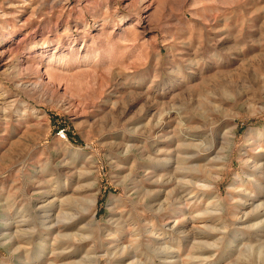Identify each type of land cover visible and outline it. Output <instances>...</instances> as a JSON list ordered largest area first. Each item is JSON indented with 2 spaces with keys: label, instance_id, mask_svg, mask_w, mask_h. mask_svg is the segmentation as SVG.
<instances>
[{
  "label": "rangeland",
  "instance_id": "1",
  "mask_svg": "<svg viewBox=\"0 0 264 264\" xmlns=\"http://www.w3.org/2000/svg\"><path fill=\"white\" fill-rule=\"evenodd\" d=\"M0 95V264H264V0H0Z\"/></svg>",
  "mask_w": 264,
  "mask_h": 264
},
{
  "label": "bare ground",
  "instance_id": "2",
  "mask_svg": "<svg viewBox=\"0 0 264 264\" xmlns=\"http://www.w3.org/2000/svg\"><path fill=\"white\" fill-rule=\"evenodd\" d=\"M36 48V47H35ZM41 49V48H40ZM35 51H38L37 49L35 50ZM35 51H33L34 53H35ZM52 59V58H51ZM53 61H54V63H59L61 60H59V58L58 59H52ZM52 60H49L51 63L53 62ZM24 61H21V59H17L16 60V65H15V75H16V72L18 73L17 74V76H18V78H19V76L21 75V72L23 73V74H36V75H34V76H39V74H40V68L39 67H36V66H34L33 64H26L23 68H21L23 65H24V63H23ZM61 64V63H60ZM17 67V68H16ZM50 67V65L48 64L47 66H46V68H47V70H49V69H52V68H49ZM49 68V69H48ZM47 70H45L44 72L46 73L47 72ZM49 73V72H48ZM47 75H49V74H47ZM50 76V75H49ZM48 76V77H49ZM38 78V77H37ZM42 81V79L40 78H38V82H36V83H32V85H30L31 86V89H39V88H41V81ZM20 85L21 86H23V87H27L26 85L27 84H25L24 82L22 83H20ZM28 85V86H29ZM3 100V96H1L0 95V102ZM2 106V105H1ZM6 106V105H5ZM5 110V109H4ZM185 155V154H184ZM179 170H181V171H184V170H186V169H184V168H179ZM182 175V174H181ZM191 181V180H190ZM193 182H194V180H193ZM192 183V182H191ZM237 183H239V181H236L234 184H233V186H236V184ZM60 204H61V202H59ZM69 203V202H68ZM59 204V205H60ZM63 205H65V203H62ZM62 204H61V206H62ZM90 204L91 205H93V204H95V201H94V199L93 200H91V202H90ZM68 205V204H67ZM263 207L264 206V202L262 201V202H260L259 203V205H258V207ZM58 207H60V206H58ZM64 207V206H63ZM71 207V206H70ZM69 208V207H68ZM59 209V208H58ZM62 209V208H61ZM64 209H65V207H64ZM67 209V208H66ZM71 209V208H70ZM260 209V208H259ZM256 210H257V208H256ZM261 210H263L262 208H261ZM62 211H63V209H62ZM69 211V210H68ZM72 211H74V210H71V213H72ZM264 211V210H263ZM64 213H60V211H59V214L60 215H62L63 216V219L65 220V223L67 224V223H70V222H72V220L71 221H69L68 222V220H70V219H72V217H73V214H71V213H65V211H63ZM67 212V211H66ZM70 212V211H69ZM257 212V211H256ZM258 213L260 214V211L259 212H257V215H258ZM248 214V213H247ZM261 215V214H260ZM56 216L57 217H55L58 221H62V217L61 216H59L58 214H56ZM58 216H59V218H60V220L58 219ZM263 217V216H262ZM254 218V217H253ZM260 218V217H259ZM73 219H74V217H73ZM257 219V218H256ZM57 220H55V222L57 221ZM62 222H64V221H62ZM62 222H59L60 223V225H62L63 227V231L62 232H64V230L65 229H68V227L67 226H65V224L63 225L62 224ZM55 225H57V222H56V224ZM54 225V226H55ZM59 225V224H58ZM58 229L60 228L61 229V227H57ZM19 229V228H18ZM17 228H16V230H18ZM59 229V230H60ZM58 230V231H59ZM61 231V230H60ZM17 233H18V236H19V238L20 237H22V236H28V234H30L29 232H27L26 230H24V231H20V230H18V231H16ZM16 232H14V234H15V237H18V236H16ZM56 232H57V229H56ZM55 232V233H56ZM62 232H57V233H62ZM58 235V234H57ZM62 235H63V233H62ZM9 236H11V235H9ZM12 237H14V236H12ZM9 238V237H8ZM23 238V237H22ZM10 239H11V237H10ZM19 241V243H20V240H18ZM14 243V241H11V243ZM10 243V242H9ZM12 243V244H13ZM11 244V245H12ZM245 248V247H244ZM243 248V249H244ZM251 249V247H248V248H246V251H245V249H244V252L242 253V255L243 254H245V253H247V251H249ZM250 253V252H249ZM261 255V254H260ZM91 260V259H90ZM87 261V260H86ZM89 261V260H88ZM87 261V262H88ZM90 262H92L93 263V261H90ZM82 264H87L86 262L84 263V262H82Z\"/></svg>",
  "mask_w": 264,
  "mask_h": 264
},
{
  "label": "built area",
  "instance_id": "3",
  "mask_svg": "<svg viewBox=\"0 0 264 264\" xmlns=\"http://www.w3.org/2000/svg\"><path fill=\"white\" fill-rule=\"evenodd\" d=\"M57 135H58L60 138H62V139L65 138V134L63 133V131H59V132L57 133Z\"/></svg>",
  "mask_w": 264,
  "mask_h": 264
}]
</instances>
